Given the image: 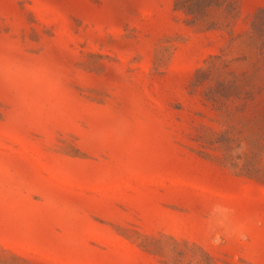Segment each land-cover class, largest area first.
I'll return each instance as SVG.
<instances>
[{"label":"rangeland","instance_id":"obj_1","mask_svg":"<svg viewBox=\"0 0 264 264\" xmlns=\"http://www.w3.org/2000/svg\"><path fill=\"white\" fill-rule=\"evenodd\" d=\"M0 264H264V0H0Z\"/></svg>","mask_w":264,"mask_h":264}]
</instances>
